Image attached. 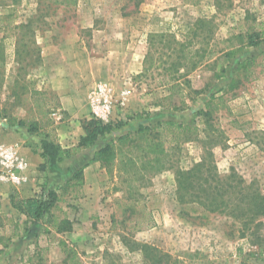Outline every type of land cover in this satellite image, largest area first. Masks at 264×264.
<instances>
[{"label":"rangeland","instance_id":"rangeland-1","mask_svg":"<svg viewBox=\"0 0 264 264\" xmlns=\"http://www.w3.org/2000/svg\"><path fill=\"white\" fill-rule=\"evenodd\" d=\"M73 1L0 0V143L10 146L3 139L16 133L35 149L47 134L59 142L73 128L75 139L83 136L85 123L98 120L91 103L98 85L111 90L113 111L105 124L115 129L88 149L92 157L113 139L160 119L199 127L202 141L205 124L195 113L211 95L228 92L238 61L256 62L227 94L231 112L214 116L220 144L166 133L164 171L116 165L110 176L101 166L88 178L84 172L78 186L71 179L83 166L68 171L60 186L30 171L22 185L0 182L31 186L38 197L56 190L60 198L35 224L0 196V264H264V224L257 226L263 219L245 227L230 210L205 212L177 195L178 171L202 162L208 149L223 178L235 173L264 191V43L241 46L233 38L264 32V0ZM200 20L207 25L195 35ZM180 44H186L183 51ZM170 56L189 67L196 63L181 73L202 91L189 110L178 113L159 107L169 94L161 61ZM221 68L226 72L217 79ZM57 84L85 97L89 111L83 117L61 111ZM72 120L77 127L68 124Z\"/></svg>","mask_w":264,"mask_h":264},{"label":"trees","instance_id":"trees-1","mask_svg":"<svg viewBox=\"0 0 264 264\" xmlns=\"http://www.w3.org/2000/svg\"><path fill=\"white\" fill-rule=\"evenodd\" d=\"M13 4L17 0H12ZM77 4V0L73 1V5ZM211 23V22H210ZM209 24V23H208ZM207 25L206 21L200 20L195 25L193 34L197 35L200 28ZM194 35V36H195ZM234 40L239 44L256 47L264 43V32L249 31L246 35H235ZM21 45V44H20ZM152 46V45H151ZM183 51L186 44H180ZM18 55L22 54L21 47L17 48ZM235 53H228V57H232ZM161 61L165 73L169 76L162 82L164 86L169 87V94L161 99L159 107L164 112L178 113L189 110L191 103L196 102L202 94L201 90L194 89L191 82L183 79L182 70L188 71L196 68V63L192 66L182 62V58ZM256 58L250 57L244 61H238L237 67L233 73V79L228 86V92L223 95L215 93L209 97L205 109L197 111L195 117H201L204 120L205 129L202 133L205 140L201 141V130L197 126L186 125L174 120H158L154 125H140L139 128L128 134L113 139L106 145L98 148L92 157L91 162L100 163L106 169L108 175L112 176L116 165L122 168H132L137 164H143L145 168H149L151 172H161L166 169L165 159L169 156L168 150L164 147L163 136L170 133L177 139L185 138L186 141H198L204 145H216L221 142L222 132L216 129L215 115L221 110L231 112L228 104L229 97L227 94L233 92L241 84V74L247 72L254 67ZM225 68H221L216 78L219 79L225 73ZM23 125V122H20ZM114 125L98 120H91L85 123V134L80 137L79 143L74 147H64L58 141L46 137L41 139L40 151H36L44 159L40 169L45 171L47 168H53L59 163L68 160L85 149L94 147L96 143L109 134ZM264 135V132L262 133ZM205 154L204 159L200 163L187 170H179L177 173L178 190L177 195L180 202L199 203L205 212L223 213L230 210L233 217L243 220V225H248L256 220L259 221L257 226L264 224V191L260 188H254L253 185L246 183L235 173L223 178L219 172L214 155L211 151ZM75 173L72 180L78 181V186L84 184V168ZM142 181V178L139 179ZM60 198L56 190L44 191L42 197L34 196L29 198L17 199L16 195L11 196L10 201L14 210L26 217L28 222L37 224L47 216L51 210L57 205ZM49 222V221H48ZM50 223V222H49ZM257 233H252L255 236ZM258 237H261L258 235ZM242 264H248L243 262Z\"/></svg>","mask_w":264,"mask_h":264},{"label":"crops","instance_id":"crops-1","mask_svg":"<svg viewBox=\"0 0 264 264\" xmlns=\"http://www.w3.org/2000/svg\"><path fill=\"white\" fill-rule=\"evenodd\" d=\"M54 86L55 87H53V90L60 96L62 112L71 116H75L77 118L79 116L83 117L89 111V107L85 101L86 99L79 91H77L76 89L74 91H68L63 87V85L58 84ZM68 124H72L74 127H77L78 123L76 124L75 120H72ZM57 131L59 133L63 132H60V130L58 129ZM76 134L77 132H74L72 128V131H66L62 135L63 139L58 140L64 147H74L78 144L79 138L82 133L77 139H75ZM58 135L61 136L60 134ZM3 140H5V143L8 142V144H11L10 146H13L19 153V155L28 163L30 167L29 171L31 173L30 176H32V174H37L38 179H41L43 181L48 180L49 185L52 186H60L61 184H63V182H66L68 177H65L67 176L68 171H72L75 173L79 168L89 163L90 166L87 167L84 171L86 178H88L90 174L96 169L99 170L101 168V165L99 163L91 162L92 155L89 153L88 149H85L73 158L65 160L53 168H47L45 171H42L40 170V166L45 161L39 153H36V151H40V144H38V146H35L36 148L33 149V146H30L27 143L28 141L30 143V138H27L26 135L24 137H20L16 133L9 135L7 139L4 138ZM30 187L27 185L23 188H15L6 184H0V196L3 195V199L9 198V201L11 195L16 192L18 195L20 194L22 198L34 197L35 195L33 193H37V191L31 190Z\"/></svg>","mask_w":264,"mask_h":264},{"label":"built area","instance_id":"built-area-1","mask_svg":"<svg viewBox=\"0 0 264 264\" xmlns=\"http://www.w3.org/2000/svg\"><path fill=\"white\" fill-rule=\"evenodd\" d=\"M111 90L107 85H98L91 96L94 117L108 122L113 111V101L109 100ZM126 95V93H123ZM58 118H61L59 116ZM30 167L13 146L0 143V182L22 185L27 181Z\"/></svg>","mask_w":264,"mask_h":264}]
</instances>
